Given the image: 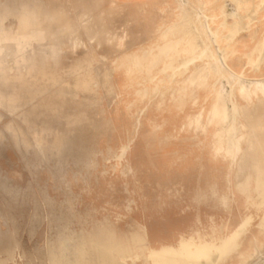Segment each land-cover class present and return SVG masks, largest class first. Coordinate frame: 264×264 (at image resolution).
<instances>
[{
	"label": "rangeland",
	"instance_id": "374dc122",
	"mask_svg": "<svg viewBox=\"0 0 264 264\" xmlns=\"http://www.w3.org/2000/svg\"><path fill=\"white\" fill-rule=\"evenodd\" d=\"M227 1L204 7L221 47L230 44L220 21H234ZM171 4L163 12L155 0H0V264H131L121 256L139 251L135 264H152L149 250L177 245L182 236L199 230L220 241L241 215L263 219L264 206L251 200L263 199L264 97L238 116L248 126L239 153L214 161L206 145L225 123L200 138L194 121L204 108L205 121L219 115L232 84L238 101L241 83L222 64L210 33L204 29L197 39L193 57L206 45L210 50L192 68L218 63L219 94L228 93L220 102L216 86L184 89L186 107L177 121L166 108L181 101L175 80L163 74L169 63L148 75L127 56L143 58L153 48L157 25L163 32L182 25L178 2ZM189 12L186 21L201 28ZM263 21L264 10L245 32ZM239 69L256 79L247 81L253 93L262 72L247 64ZM231 126L227 121L223 128ZM250 257L230 264H264Z\"/></svg>",
	"mask_w": 264,
	"mask_h": 264
},
{
	"label": "bare ground",
	"instance_id": "6f19581e",
	"mask_svg": "<svg viewBox=\"0 0 264 264\" xmlns=\"http://www.w3.org/2000/svg\"><path fill=\"white\" fill-rule=\"evenodd\" d=\"M176 1L178 2V10H179L177 16L182 17L184 19L182 25L181 23L176 22L173 25H171L166 32H163L162 29L163 24L157 25V27H154V30L156 32L155 35L151 36L153 37V39H151L152 40L151 42L154 43L153 48L151 50L146 49L147 51L144 53L143 58H138L139 52L132 53L128 51L127 56H131L134 59L135 65L138 66L139 68H143V71H145L148 75L151 74L152 67H158V65L161 63H165V64L169 63V66L163 69V74H165L166 76H170L171 79L173 78L175 80L178 86L176 93H179L181 95V101L180 103H178V105L180 104L179 108H177L178 105L177 107H175L176 105L172 106V104H169L166 108H168L170 114L173 116V119L176 121L179 120V117L181 116L180 113H184L185 111L186 102L183 99L184 89L190 88V90L192 89L194 90L199 88L200 86H205V87H208L210 85L216 86L217 91H216L215 100L219 99V95L221 94L223 95V93L227 94L229 92L226 96L228 97L227 102H229L230 105L229 104L226 105L225 101L223 104L219 103L220 105L222 104L221 108H219L221 110V111L219 110L220 113L216 111L217 109L213 110L212 112V114L216 112L219 113V115L215 114L214 117L211 116V118L209 117V119L206 121L204 116L205 113L207 112V109L204 108L203 111L198 115L197 120L194 121V125L197 129V136L201 138L209 131L210 127L212 126L220 127L222 124L225 123L219 129V131H217L213 142L206 145V147L212 150V157L214 161L219 156H224L229 158L232 156L231 158H233L237 154V151L239 149V142H240V137L238 136L241 125V120H240L241 118L238 119V116L240 114V101L239 99L238 101H236L234 98L233 84L231 85V88L227 93L225 91L226 90L225 88L223 90L225 92L219 94V90L223 86L219 87L216 84V73L214 69L216 67L220 69L218 63L213 64L211 62H207L206 67L205 65H203L204 67L202 66V67L192 68V66L196 64V62H198L199 59L210 50L209 45H206L205 49L202 52V55H199L198 57H193L192 55L198 52L200 46L197 47L198 46L197 39L202 38V31L206 29L210 33V36L212 37L217 47L222 64L226 68H228L229 71L231 72V75L236 76V80H238L241 83L240 93L242 94V97L244 98L245 101L249 103L253 101L256 94H258L257 92H261V90L264 88V79L260 80L257 88L253 91V93H251L250 91L251 86L247 82L250 78L246 77L245 71L237 72V70L239 69V64L238 65L233 64L235 67L234 68L229 64L228 59H231L238 52V49L236 47L237 41L233 45H231V43L234 40H236L238 36L242 35V33L249 28L251 23L258 20L259 12L264 10V0H228L227 3L230 12L232 14V17L234 18V21L229 24H225L223 23V21H220L221 16L219 14V9L217 6H214L213 11L215 13L216 20L220 21V23L223 24L222 27L227 28L229 30V32L226 34L224 38L229 42L230 45L227 47L222 46L223 48L221 47L220 44V30H213L211 28L209 17L204 13V7L208 6L209 3L210 4L213 3L214 0H176ZM144 3L145 5L146 4L148 5L152 3V0H144ZM155 4L156 6H160L163 12H166L172 5L171 0H155ZM191 5H193V7H191ZM139 7L141 9V6ZM248 7H250L248 13L246 15L243 14L242 11H244ZM190 10L194 11L193 13L196 16L197 21L201 24V28L191 26L186 21V19L189 18ZM150 27L151 26L147 24L145 25L144 28L145 36H149L147 32L148 31L150 32L151 30ZM263 50H264V42L262 44V47L259 48L260 54L263 53ZM252 55L253 53L248 54L249 61L247 65L252 66L255 69H260L262 64L261 62L262 58H259V60H257ZM151 56L153 57V60L152 59L149 60ZM122 58L124 59L125 57L122 56ZM176 59H183V62L180 65L176 66L175 65ZM147 62H149L150 64L148 65ZM182 70L188 72L187 77L183 78L181 75L177 76V73L181 72ZM169 72H171V74ZM137 85H139V83ZM136 102L138 103V101ZM214 107H216L215 104ZM227 121L232 122L233 126L236 127V128H233V126L230 127L233 128L232 130L235 129L233 131L234 132L233 139L230 142L228 141L230 137H227V135H231L229 134L230 128H223L225 127ZM139 123L140 121H138V124ZM175 125H176L175 127H177V124ZM130 148H131V143L126 144L118 154V159L124 158L127 155ZM244 223L245 222H243V224ZM241 226H239L234 231V233L229 239L223 241L222 243H219L221 245L215 244L213 242H209L207 240L197 242L191 236L190 237L182 236L177 245L169 244L165 246L163 250L162 249L149 250L150 260L152 261V264H204L205 262L206 264H218L224 258L227 249L231 250L235 248L237 239L241 234H243L246 231L248 224H245L243 227ZM224 246H226V250L224 249ZM261 255H264V252H262ZM263 258L264 256H262L260 259L262 260ZM121 260L126 262H128L129 260L131 261V264H135L137 262H141L142 254L140 251L136 252L129 259L121 256ZM142 264H145V262H143Z\"/></svg>",
	"mask_w": 264,
	"mask_h": 264
},
{
	"label": "crops",
	"instance_id": "0c3cea01",
	"mask_svg": "<svg viewBox=\"0 0 264 264\" xmlns=\"http://www.w3.org/2000/svg\"><path fill=\"white\" fill-rule=\"evenodd\" d=\"M225 33H226V31H225ZM263 42H264V21L253 24L250 31L243 33L237 39L236 47L238 49V52L236 55H234L229 60V62L233 63V64H239V68L242 69L243 66L245 64H247L249 61L247 54H249L252 50L255 49V52L253 53L252 56L257 60H259V58H262L261 68L256 69V70L262 72V76L259 78H261V80H263L264 79V50H263L262 54H260V52L258 50L259 48L262 47ZM251 80H256V79H251ZM259 82H260V80L253 82L255 89L257 88ZM257 93L258 94H256L254 99L256 97H264L262 95V92H257ZM239 101H240V115H243L242 113H245V107H247L246 105H250V103L244 100L241 93H239ZM242 118L243 117H241V119H240L241 125H240V131L238 134V136L240 137V142H239V149L237 151V154L242 149L243 139L246 136V133L244 130L248 129L247 124L242 120ZM230 159H232V158L230 157ZM223 184L226 185V182L223 181ZM259 190H261L260 194H262V197H263L262 200H259V199H252L251 200L252 194L250 193V191L248 189H246V194H247L249 200L253 201L257 205L262 207V206H264V186H261L259 188ZM224 201H226V200H224ZM224 207H226V205H224ZM240 214H242V207L240 209ZM243 222H245V223L243 224ZM245 224H248L246 231L243 234H241L239 236V238L237 239L235 248H233L231 250H228V249L226 250V246H224V249L226 250V254H227V255L225 254V256L223 258L225 260L224 264H228V263L230 264L231 261L236 260V256H239V255H246V256H252L253 255V257H250V262H254L257 259H259L260 254H262V252H264V216H263V219L261 217L258 219H253V216H248L244 219L241 215V217L235 221L234 228L231 229L227 235L222 237L220 239V241H216L214 239L209 240V239L201 236L199 230L196 231L197 235L195 234L194 236H191V237L196 238L197 242L207 240L209 242H213L215 244L221 245L219 243H222L223 241L229 239L232 236V234L234 233V231L239 226L242 225L241 227H243ZM152 233H153V236L154 235L156 236L155 231H153ZM133 250H134V252L139 251L138 249H136L135 246H134ZM132 254H134V253H132ZM112 264H116V263H114L112 261ZM240 264H241V261H240Z\"/></svg>",
	"mask_w": 264,
	"mask_h": 264
}]
</instances>
